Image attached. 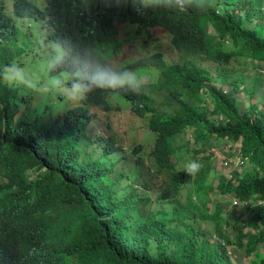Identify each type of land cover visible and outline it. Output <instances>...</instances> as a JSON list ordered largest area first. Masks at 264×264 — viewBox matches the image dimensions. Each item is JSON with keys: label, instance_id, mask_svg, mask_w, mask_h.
Masks as SVG:
<instances>
[{"label": "trees", "instance_id": "trees-1", "mask_svg": "<svg viewBox=\"0 0 264 264\" xmlns=\"http://www.w3.org/2000/svg\"><path fill=\"white\" fill-rule=\"evenodd\" d=\"M237 1L217 0L211 8L207 0L204 9L184 11L163 7L138 11L132 0L108 1L109 13L130 23L126 25L131 41L142 45L145 31L163 29L179 54L174 66L168 65L164 80L150 93L130 100L132 111L145 117L137 122L148 143H130V152L123 159L139 168L141 153L148 149L157 165L156 176L165 173L159 176L162 187L154 200L150 189L135 199L126 195L125 188L132 189L127 178L130 174L114 168L116 158L112 155L117 132L110 123V138L94 129L91 106L109 113L115 110L110 101H91L74 108L56 106L49 119L31 107L14 123V93L3 90L0 83V140L3 136L12 145L14 163L23 172L25 194L34 189L45 191L27 206L41 228L32 253L13 250L18 264L25 257L24 264H233L230 249L236 252L245 245L247 254L255 253L256 262L264 264V253L257 248L264 242V205L247 203L249 198L264 200V112L260 107L249 109L250 113L243 110L233 95L216 84L227 81L211 76L213 67H230L238 55L249 57L264 71V32L247 27L255 15L242 11L251 7V0L240 5ZM208 23L215 32L206 28ZM204 60L213 66L206 68L200 63ZM128 126L138 131L132 124ZM189 134L193 138H188ZM219 140L233 145L240 142V153L250 162L241 173L236 167L231 177L224 174L218 182L220 194H233L239 204L244 202L249 215L224 218L222 205H218L202 215L198 226L183 230L170 226L182 210L178 198L184 187L193 180L201 186L208 180L203 169L187 174L180 152H190V160H197L201 153L213 160ZM35 167L45 169L30 178L28 171ZM112 170L119 173L112 176ZM142 175L136 172V179ZM144 186L150 187L149 182ZM171 198L178 203L163 210V202ZM237 205L233 206L238 209ZM133 209L144 217L137 227L129 220Z\"/></svg>", "mask_w": 264, "mask_h": 264}, {"label": "clouds", "instance_id": "clouds-1", "mask_svg": "<svg viewBox=\"0 0 264 264\" xmlns=\"http://www.w3.org/2000/svg\"><path fill=\"white\" fill-rule=\"evenodd\" d=\"M108 1L0 0V67L3 71L0 83L3 90H12L14 93V123L22 116L20 113L19 118H16L20 102L34 101L35 92L42 83L40 80L37 83L40 85L33 83V92L23 93L17 100L18 89L8 86L7 82L3 81V76L13 70L17 72L12 76L13 82H22V76L31 78L29 68L32 65L38 68L37 63L41 59L45 62L41 68L42 77L50 88L49 93L44 96L48 103L55 105L53 108L50 106L44 109L47 110L46 113H53L64 104L68 108H74L91 101H110L115 110L109 113L95 111L97 105L91 106L96 121L94 129L107 138H110L111 133L108 123L113 126L109 119L112 114L119 113L124 126L134 125L135 121L145 118L132 111L130 100L150 93L157 83L164 80L169 72L168 65L174 66L172 63L176 62L179 54L171 45L170 35L163 29L145 31L142 36L146 41L142 45L131 41L129 27L126 25L130 23L111 15L108 11ZM132 2L138 11L149 7L184 11L188 8L204 9L207 6V0ZM149 34L153 37L148 36ZM164 40L167 43L165 48L162 47ZM259 71L264 73L261 69ZM154 72L156 77L151 78ZM144 73L150 78L144 79ZM35 79L37 80L36 76ZM61 89L64 93H61ZM143 135L147 144L148 136ZM115 138L117 146L112 154L114 157L121 155L122 151V155L130 152L129 147L123 149L118 132ZM246 161L249 162L248 158L239 153L235 155L234 160L224 161V164L234 162L236 168L242 167ZM14 162L12 145L2 136L0 264H18L13 250L21 249L25 255L32 253L36 249V235L41 228V222L35 215L27 212V206L38 201L45 191L34 189L25 194L21 179L23 172ZM202 166L197 160H189L185 171L192 176ZM44 169L45 167L31 168L28 174L31 170H36L37 174ZM233 200V205L241 206L237 198ZM247 203L254 206L264 205V200L249 198ZM187 226L192 228L191 225ZM25 259L26 257L21 264L25 263Z\"/></svg>", "mask_w": 264, "mask_h": 264}, {"label": "rangeland", "instance_id": "rangeland-1", "mask_svg": "<svg viewBox=\"0 0 264 264\" xmlns=\"http://www.w3.org/2000/svg\"><path fill=\"white\" fill-rule=\"evenodd\" d=\"M242 1L243 0H238L237 5L242 4ZM216 4L217 0H210L211 8H215ZM234 10L236 11V9ZM242 12L244 13V15L247 12L254 13L255 15L253 16L252 22H248L247 27L249 26L261 28L260 32H264V0H251V7L247 6V8ZM206 28L211 32H215L214 27L211 23H208L206 25ZM166 46L167 43L164 40L162 42V47L165 48ZM200 63L206 68H211V66H213L209 61L205 60L201 61ZM44 64L45 62L41 59L38 61L37 67L41 69L43 68ZM38 68L32 65V67L29 68L31 78H25L24 76H22V82H13L12 76L17 73L13 70L3 76V81H6L8 86H14L18 89L17 100L19 99L21 94H30L33 92V83H35L36 85H40V83L37 84L39 80L42 83L38 90L35 92L36 99L34 101H30L31 103L29 104H26L24 101L20 102V110L16 118H19L20 113L21 115H23L31 107L33 108L34 113L38 114L39 116L44 115L46 119H49L51 117V113H46L45 111L47 110H44L51 106V104L46 101L44 96L49 93L50 88L47 84V81L42 77L43 69L39 70ZM35 76L37 77V80L35 79ZM211 76L212 78H220L221 80L227 81L226 83L216 84L221 86L224 92L230 93V96L233 95V97H235L236 99L234 102L236 104H241L243 110H246V112L250 113L249 109L260 107L259 111L260 109H263L262 112H264V73H260L258 64H256L249 57L238 55L237 57H235L230 67L223 69L219 66L218 70L213 67ZM142 77L144 79L150 78L147 73L142 74ZM154 77H156L155 72L153 75H151V78ZM60 91L61 93H64L63 89H61ZM109 119L118 132L120 144H122L123 149L129 147L130 143H136V141L138 143H144L146 141V137L142 133L144 131L143 127L140 129V122L135 121L134 126L138 130V132H135V129H133V127L123 125L119 113L112 114ZM192 136L191 134L187 135L188 138H193ZM218 142L219 143L217 144V147H214L213 150V160L207 158L206 154L201 153L198 155L197 161H199L203 165L201 169L206 171L208 180H206L202 186L194 182L193 180V182L187 184L186 187H184L182 197L178 198L182 210L176 213V218L170 222V226L182 230L186 228L187 225H191L192 227L198 226V224H200V222L203 220L202 215H208L210 212H213L215 207H217L218 205H222L221 216H223L224 218H228L229 216H233L235 218L239 214H242L246 218V215H249V209L244 207V203L243 205L241 204V206H238V209H236L232 204L234 202L233 199L235 198V196L231 193L220 194V188L218 186V182L222 175L226 174L228 178L231 177V173L233 172L232 170L235 169V164L234 162L232 164H224V161L234 160L235 155L241 152V143L237 142L233 145L231 144V141L219 140ZM147 151L148 149L145 148L141 153L143 162L139 166V168H136L134 162L128 163L123 159V151L120 153L121 155L115 156L116 165L114 166V168H122L125 170L123 171L124 173H126L127 175L128 173L130 174V176H127V178L128 183L132 185V189L125 188L124 191L127 196L130 194L131 198L134 199L136 198V195H144V193L149 191L150 189L151 199L154 200L155 196L158 195V192L162 187V180L160 177L165 176V173H161L159 175L160 177L158 175L156 176L155 172L157 173V165L155 163V160L150 157ZM180 153L184 156L183 164L186 165L190 160L191 153L186 151ZM229 153H231V155H229ZM249 164L250 163L246 161V163L242 167L238 166L236 168L237 172L241 173L246 167L249 166ZM200 170L197 173H200ZM136 172H141L143 173V175L136 179ZM115 173H119V171L112 170V176ZM35 174L36 170H31L29 173L30 177H33ZM167 175L168 171H166V177ZM108 176H111V174L108 173ZM245 176L246 175L243 174V177ZM146 181L149 182L150 187L144 186V183ZM152 191L154 192V194H152ZM142 203L145 204L144 202ZM163 203L165 204V207L163 208L164 210L169 207L167 206L168 204L176 205L178 201H175L174 198H171L170 200ZM184 206L185 208H183ZM153 209L155 210V208ZM162 212L163 211H161V214ZM129 220H131L134 227H137L144 220V217L133 209L130 212ZM211 225V223H208L209 227H211ZM223 229L228 232V228L225 225L223 226ZM216 236L217 235H214V240L218 241V238H216ZM233 237L234 235L232 236V238ZM219 241L221 242L222 240ZM151 244L154 245L155 241L151 240ZM247 248L248 247L246 245L241 246L236 250V252H233L230 249L229 254L233 264H260L256 262L258 257L255 253L247 254ZM257 248H259L260 253H264V242L258 244ZM248 255L250 257H248Z\"/></svg>", "mask_w": 264, "mask_h": 264}]
</instances>
